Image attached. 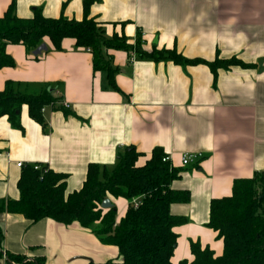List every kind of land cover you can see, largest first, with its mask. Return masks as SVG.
Listing matches in <instances>:
<instances>
[{
  "label": "crops",
  "instance_id": "0c3cea01",
  "mask_svg": "<svg viewBox=\"0 0 264 264\" xmlns=\"http://www.w3.org/2000/svg\"><path fill=\"white\" fill-rule=\"evenodd\" d=\"M13 3L21 19L32 18L34 9L46 18L84 19V0H0V18ZM90 17L109 37L124 35L134 45L141 34L148 52L176 49L187 59L210 62L236 57L251 68L220 69L215 77L203 64L180 66L110 51L115 91L106 73L94 72L92 53L73 40H66L62 51L47 41L48 52L38 57L23 45H8L16 65L0 69V91L14 82L24 94L49 91L70 109L45 107L43 127L23 106V130L0 118V201L21 198L18 163L67 175L68 195L82 189L90 164L113 168L133 147L140 154L138 166H144L161 149L181 171L172 189L192 197L171 206L172 215L186 220L174 228L172 264L193 260L192 243L222 256L224 243L208 226L211 202L230 197L236 180L264 171V0H98ZM187 153L204 158L183 166ZM108 199L118 209L119 223L130 204ZM0 231L5 251L30 260L42 257L45 264L122 260L117 247L101 243L78 223H32L0 213ZM0 264L11 263L2 259Z\"/></svg>",
  "mask_w": 264,
  "mask_h": 264
},
{
  "label": "trees",
  "instance_id": "16d2710c",
  "mask_svg": "<svg viewBox=\"0 0 264 264\" xmlns=\"http://www.w3.org/2000/svg\"><path fill=\"white\" fill-rule=\"evenodd\" d=\"M97 1L84 0L81 21L69 20L63 15L46 18L40 9H34L32 18L21 19L16 15L15 4H11L0 18V69L16 65L6 52L8 45H23L33 55L47 41L55 51H62L66 40L75 41L77 48L91 50L94 72L106 73L108 84L115 91H119L115 81L117 69L108 54L110 51L136 53L140 58L170 61L180 66L203 64L215 77L220 69L251 68L236 57L221 59L217 56L210 62L187 59L176 49L154 47L148 52L142 47L141 34L134 45L124 35L109 38L97 19L90 17V7ZM19 86L7 82L0 91V118L7 117L14 129L23 130L20 121L23 106L28 107L30 117L43 127L46 126L42 114L45 107L66 110L51 92L28 95L22 93ZM139 157V152L131 147L118 157L113 168L90 164L82 189L68 195L67 175L47 166L35 171L33 164L26 165L18 181L21 198L0 201V213L22 215L32 223L45 219L64 226L78 223L101 243L118 248L122 260L104 264H172L177 246L174 228L186 220L172 215L171 206L186 204L192 197L189 191L172 189L171 184L180 178L181 171L163 162L166 154L161 149H155L144 166H138ZM45 169L48 171L43 172ZM109 197L123 198L130 204L119 223H116V206L107 210L101 207ZM208 226L224 243L222 256L215 257L210 249L192 243L193 260L179 264H264V171L250 179L236 180L230 197L212 200ZM4 257L11 264H45L42 257L30 260L5 251L0 231V260Z\"/></svg>",
  "mask_w": 264,
  "mask_h": 264
},
{
  "label": "built area",
  "instance_id": "2783aa9c",
  "mask_svg": "<svg viewBox=\"0 0 264 264\" xmlns=\"http://www.w3.org/2000/svg\"><path fill=\"white\" fill-rule=\"evenodd\" d=\"M88 52H91L89 48L86 49ZM63 107L66 109H70V105L68 103H64ZM1 156V155H0ZM204 158V155L202 153H187L184 154L181 158L182 160V165L183 166H188L192 164L199 163L202 159ZM163 162H168L170 163V157L166 155V157L163 159ZM26 165L23 163H18V167L22 168ZM35 171H41L42 170V165L35 164L33 165ZM48 169H45L43 172H47ZM137 206V203L135 204ZM5 261H8L6 257H4Z\"/></svg>",
  "mask_w": 264,
  "mask_h": 264
},
{
  "label": "water",
  "instance_id": "95a60500",
  "mask_svg": "<svg viewBox=\"0 0 264 264\" xmlns=\"http://www.w3.org/2000/svg\"><path fill=\"white\" fill-rule=\"evenodd\" d=\"M155 44H157V41H155ZM48 52V45L46 43H43L42 45H40L34 52L33 55H35V57L41 56L43 53H47ZM113 204L109 199H106L103 201L102 203V209H110L112 208Z\"/></svg>",
  "mask_w": 264,
  "mask_h": 264
},
{
  "label": "rangeland",
  "instance_id": "374dc122",
  "mask_svg": "<svg viewBox=\"0 0 264 264\" xmlns=\"http://www.w3.org/2000/svg\"><path fill=\"white\" fill-rule=\"evenodd\" d=\"M103 28V27H102ZM104 29V28H103ZM107 37H109V36H107ZM109 38H111V37H109Z\"/></svg>",
  "mask_w": 264,
  "mask_h": 264
}]
</instances>
